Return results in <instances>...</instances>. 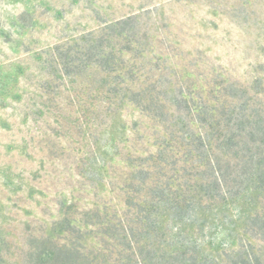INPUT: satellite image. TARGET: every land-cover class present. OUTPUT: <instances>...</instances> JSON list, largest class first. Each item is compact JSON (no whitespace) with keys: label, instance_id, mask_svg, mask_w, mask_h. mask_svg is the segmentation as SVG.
<instances>
[{"label":"rangeland","instance_id":"obj_1","mask_svg":"<svg viewBox=\"0 0 264 264\" xmlns=\"http://www.w3.org/2000/svg\"><path fill=\"white\" fill-rule=\"evenodd\" d=\"M111 31L106 51L118 42L115 62L140 72L113 84L104 58L64 72ZM189 99L217 109L205 123L223 106L264 112V0H0V264H45L66 218L85 231L82 212L127 209L169 123H200Z\"/></svg>","mask_w":264,"mask_h":264},{"label":"trees","instance_id":"obj_2","mask_svg":"<svg viewBox=\"0 0 264 264\" xmlns=\"http://www.w3.org/2000/svg\"><path fill=\"white\" fill-rule=\"evenodd\" d=\"M114 34L103 33L79 57L64 59V72L100 66L99 58L104 72L119 73L113 84L140 72L134 64L125 73L115 62L118 42L106 51ZM260 83L251 88L254 95L261 93ZM185 104L184 116L200 123H169L168 142L138 165L144 189H125L127 209L82 212V224L91 226L85 231L66 218L65 241L46 251L45 264H264V112L223 106L221 120L205 123L216 108L209 110L202 99ZM182 223L194 226L192 234L182 232ZM205 245L213 251L206 253Z\"/></svg>","mask_w":264,"mask_h":264}]
</instances>
